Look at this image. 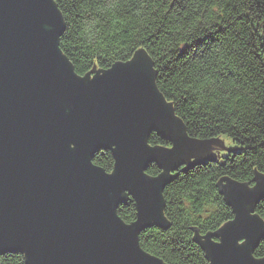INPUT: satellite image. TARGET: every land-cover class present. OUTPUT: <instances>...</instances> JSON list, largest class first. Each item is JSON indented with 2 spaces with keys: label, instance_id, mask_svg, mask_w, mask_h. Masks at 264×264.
Returning a JSON list of instances; mask_svg holds the SVG:
<instances>
[{
  "label": "water",
  "instance_id": "obj_1",
  "mask_svg": "<svg viewBox=\"0 0 264 264\" xmlns=\"http://www.w3.org/2000/svg\"><path fill=\"white\" fill-rule=\"evenodd\" d=\"M63 29L53 0H0V255L20 253L26 264H167L138 236L169 225L164 187L180 166L210 159L211 140L188 138L145 52L80 76L59 48ZM153 130L171 145L151 146ZM100 150L111 152V172L92 162ZM152 162L157 175L146 173ZM254 181L220 183L234 216L194 237L209 264H264L252 254L264 237L254 210L264 175ZM127 198L131 223L117 214Z\"/></svg>",
  "mask_w": 264,
  "mask_h": 264
},
{
  "label": "trees",
  "instance_id": "obj_2",
  "mask_svg": "<svg viewBox=\"0 0 264 264\" xmlns=\"http://www.w3.org/2000/svg\"><path fill=\"white\" fill-rule=\"evenodd\" d=\"M53 1L64 21L58 45L76 74L104 70L145 52L156 85L188 138L211 144L226 134L234 143L224 156L209 147L215 158L211 154L173 171L162 193L169 225L151 226L138 236L145 251L167 264H209L194 237L234 216L220 183L231 178L252 186L255 173L264 175V0ZM147 141L171 145L157 130ZM92 162L113 170L108 150L97 151ZM160 172L156 162L146 169L149 175ZM254 210L264 221V198ZM117 214L133 222L134 201L127 198ZM252 254L264 257V237ZM0 264L26 263L20 253H5Z\"/></svg>",
  "mask_w": 264,
  "mask_h": 264
},
{
  "label": "rangeland",
  "instance_id": "obj_3",
  "mask_svg": "<svg viewBox=\"0 0 264 264\" xmlns=\"http://www.w3.org/2000/svg\"><path fill=\"white\" fill-rule=\"evenodd\" d=\"M216 138V144L211 143V151L218 156H224L230 149L234 148V143L226 134H221Z\"/></svg>",
  "mask_w": 264,
  "mask_h": 264
},
{
  "label": "snow or ice",
  "instance_id": "obj_4",
  "mask_svg": "<svg viewBox=\"0 0 264 264\" xmlns=\"http://www.w3.org/2000/svg\"><path fill=\"white\" fill-rule=\"evenodd\" d=\"M109 176H112L111 174ZM245 243V241L243 239L239 240V245H243ZM262 260H264V257L260 258Z\"/></svg>",
  "mask_w": 264,
  "mask_h": 264
}]
</instances>
